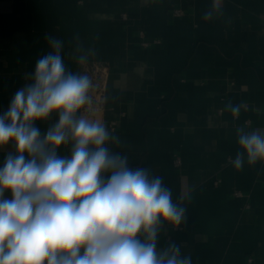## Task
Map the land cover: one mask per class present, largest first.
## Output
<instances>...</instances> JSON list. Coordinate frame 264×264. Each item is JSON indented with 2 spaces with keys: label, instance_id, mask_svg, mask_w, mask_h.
I'll list each match as a JSON object with an SVG mask.
<instances>
[{
  "label": "crops",
  "instance_id": "1",
  "mask_svg": "<svg viewBox=\"0 0 264 264\" xmlns=\"http://www.w3.org/2000/svg\"><path fill=\"white\" fill-rule=\"evenodd\" d=\"M45 34L66 71L109 66L105 109L87 117L98 112L117 138L110 153L162 177L185 208L179 228L160 225L157 251L174 242L192 264H264V162L231 163L238 130L264 135V0H221L219 12L213 0H0V114L48 51ZM58 120L34 124L41 139ZM72 146L69 136L57 155ZM15 154L0 148V167Z\"/></svg>",
  "mask_w": 264,
  "mask_h": 264
},
{
  "label": "clouds",
  "instance_id": "2",
  "mask_svg": "<svg viewBox=\"0 0 264 264\" xmlns=\"http://www.w3.org/2000/svg\"><path fill=\"white\" fill-rule=\"evenodd\" d=\"M220 7L213 0V10ZM212 17L208 11L203 19ZM44 40L48 51L36 59L31 80L0 114V148L14 143L16 151L0 167V264H192L174 242L157 251L160 225L179 228L185 208L162 177L110 153L105 145L117 138L98 112L77 118L92 104V79L66 71L61 42L47 34ZM226 107L239 116L240 105ZM53 113L58 123L41 139L34 124ZM242 132V151L231 161L236 170L245 153L249 165L264 162V135ZM69 136L70 157L58 156Z\"/></svg>",
  "mask_w": 264,
  "mask_h": 264
},
{
  "label": "built area",
  "instance_id": "3",
  "mask_svg": "<svg viewBox=\"0 0 264 264\" xmlns=\"http://www.w3.org/2000/svg\"><path fill=\"white\" fill-rule=\"evenodd\" d=\"M176 14H182V10L176 9ZM124 17L126 15L124 14ZM81 74H87L92 79L93 89L90 90V96L92 97V104L86 106L85 110L80 112V115L87 116L89 113L96 110H104L106 106V97H107V88H108V79H109V66L102 62H91L85 63L82 66ZM79 116L77 118H79ZM116 126V121L112 120L109 124L111 130H113ZM179 162V160H178ZM236 194H241L236 192ZM11 198V194L8 199ZM251 261L252 258H249Z\"/></svg>",
  "mask_w": 264,
  "mask_h": 264
}]
</instances>
